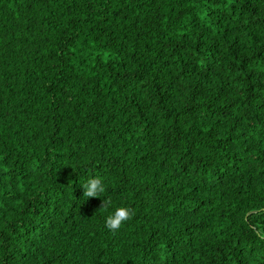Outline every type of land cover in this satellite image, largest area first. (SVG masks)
<instances>
[{
	"label": "trees",
	"instance_id": "16d2710c",
	"mask_svg": "<svg viewBox=\"0 0 264 264\" xmlns=\"http://www.w3.org/2000/svg\"><path fill=\"white\" fill-rule=\"evenodd\" d=\"M0 264H264V0H0Z\"/></svg>",
	"mask_w": 264,
	"mask_h": 264
},
{
	"label": "clouds",
	"instance_id": "9594fccd",
	"mask_svg": "<svg viewBox=\"0 0 264 264\" xmlns=\"http://www.w3.org/2000/svg\"><path fill=\"white\" fill-rule=\"evenodd\" d=\"M83 196L87 198H98L105 192V186L101 178H90L87 183L83 185ZM111 204L109 200H103L100 209H106ZM134 215V210L128 207H118L113 214L106 218V227L113 232L118 231L122 225L129 221Z\"/></svg>",
	"mask_w": 264,
	"mask_h": 264
}]
</instances>
